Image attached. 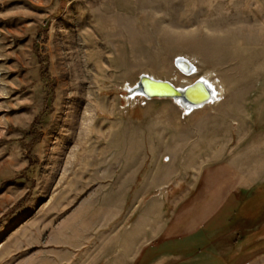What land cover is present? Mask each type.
Listing matches in <instances>:
<instances>
[{
  "label": "rangeland",
  "instance_id": "obj_1",
  "mask_svg": "<svg viewBox=\"0 0 264 264\" xmlns=\"http://www.w3.org/2000/svg\"><path fill=\"white\" fill-rule=\"evenodd\" d=\"M137 260L264 264V0H0V264Z\"/></svg>",
  "mask_w": 264,
  "mask_h": 264
},
{
  "label": "water",
  "instance_id": "obj_2",
  "mask_svg": "<svg viewBox=\"0 0 264 264\" xmlns=\"http://www.w3.org/2000/svg\"><path fill=\"white\" fill-rule=\"evenodd\" d=\"M180 64V63H179ZM201 87L204 91L202 96L195 98L191 91ZM134 96H142L145 98H172L178 100L184 108L194 109L213 99L212 88L198 78L192 85L184 88H178L167 80H157L148 74H142L137 84L129 90Z\"/></svg>",
  "mask_w": 264,
  "mask_h": 264
},
{
  "label": "bare ground",
  "instance_id": "obj_3",
  "mask_svg": "<svg viewBox=\"0 0 264 264\" xmlns=\"http://www.w3.org/2000/svg\"><path fill=\"white\" fill-rule=\"evenodd\" d=\"M180 64H179V66L181 67V69L184 71V72H186L185 74H187L188 76H192V75H194L195 73H197V68L195 67V65L194 64H192L191 63V61H189L188 59H185V58H182V59H180L179 61H178ZM180 67H179V69H180ZM180 69V71L183 73V71ZM149 75V74H148ZM150 77H152V78H154V79H157V80H163V79H159V78H155V77H153V76H151V75H149ZM204 82H206L211 88H212V90H213V99L210 101V102H208V103H206V104H203L202 106H199V107H197V108H200V107H203V106H205V105H207V104H209V103H211V102H214L216 99H217V101L220 99V90H219V86L214 82V81H212L211 79H210V74L209 73H207V74H205V75H203V76H201L200 77ZM198 80V79H197ZM196 80V81H197ZM167 81H169L170 83H172L174 86H176V87H178V88H184V87H186V86H189V85H192L194 82H192V83H190V84H187V85H183V86H179V85H175L172 81H170V80H167ZM185 83L186 82H190L189 80H185L184 81ZM203 89L201 88V87H199V89H193L192 91H191V93H192V95L195 97V98H197V97H199V96H202V95H204L203 94ZM132 96H134V95H132ZM147 99H150V98H147ZM154 99V98H153ZM170 99H172V98H170ZM173 100H175V99H173ZM175 101H177V102H179L178 100H175ZM180 103V102H179ZM181 104V103H180ZM182 105V104H181ZM197 108H194V109H197ZM185 109H187V110H194V109H188V108H185Z\"/></svg>",
  "mask_w": 264,
  "mask_h": 264
},
{
  "label": "trees",
  "instance_id": "obj_4",
  "mask_svg": "<svg viewBox=\"0 0 264 264\" xmlns=\"http://www.w3.org/2000/svg\"><path fill=\"white\" fill-rule=\"evenodd\" d=\"M170 242H171V241H166V243H170ZM172 249H173V247L170 246V247H168L167 249H164L163 251H171ZM135 264H140V263H139V260H137Z\"/></svg>",
  "mask_w": 264,
  "mask_h": 264
}]
</instances>
